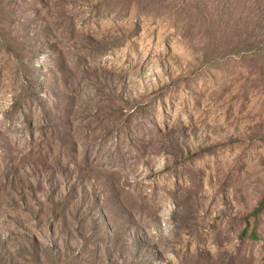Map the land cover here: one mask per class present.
I'll list each match as a JSON object with an SVG mask.
<instances>
[{"label": "rangeland", "instance_id": "374dc122", "mask_svg": "<svg viewBox=\"0 0 264 264\" xmlns=\"http://www.w3.org/2000/svg\"><path fill=\"white\" fill-rule=\"evenodd\" d=\"M0 264H264V0H0Z\"/></svg>", "mask_w": 264, "mask_h": 264}]
</instances>
